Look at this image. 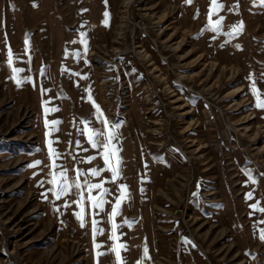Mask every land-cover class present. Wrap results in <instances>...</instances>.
<instances>
[{"label":"rangeland","instance_id":"rangeland-1","mask_svg":"<svg viewBox=\"0 0 264 264\" xmlns=\"http://www.w3.org/2000/svg\"><path fill=\"white\" fill-rule=\"evenodd\" d=\"M218 3L212 31L210 0H0V264H118L114 243L122 264H264V3ZM89 130L114 133L115 182L90 175L106 165ZM64 170L83 187L56 200Z\"/></svg>","mask_w":264,"mask_h":264},{"label":"snow or ice","instance_id":"snow-or-ice-1","mask_svg":"<svg viewBox=\"0 0 264 264\" xmlns=\"http://www.w3.org/2000/svg\"><path fill=\"white\" fill-rule=\"evenodd\" d=\"M186 3L191 4L193 2V0H185ZM262 3H264V0H261ZM35 6V5H34ZM235 7V6H234ZM223 8V5L218 3V0H210V8H209V14H208V20L209 23L207 25L208 29L212 30V31H218L221 23H222V18L220 19H216L213 20L212 17L213 15H215L220 9ZM84 11H87V9H85ZM105 17L108 16V13L105 12L104 13ZM104 23H107V20L104 21ZM242 22L239 25L233 26V33L231 34H235L237 32H239L240 30H242ZM82 37L85 34H81ZM85 48V51H87V41L86 39H82L80 41ZM25 44H28V40H25ZM76 55H79L78 53ZM13 53L11 48L8 49V64L9 66L12 65L13 63ZM13 73H17L20 71H23V69H18V68H12ZM43 74V72L41 73ZM74 75H79V74H74ZM84 79H87V77H83ZM21 81H17V83L19 84ZM48 90L46 89H42V93H46ZM87 91H89V100H92V97L90 95V89H88ZM255 91V90H254ZM94 103V102H93ZM45 104H47V101L45 102ZM256 107L257 108H261L264 109V100H260L259 97H257V103H256ZM97 109V113L99 114V117H103V113L100 111L99 106H96ZM45 114L47 115L48 112L51 111H58V109L52 108L49 109L47 107H45L44 109ZM102 122L104 123L105 128H108L109 122L106 119H103ZM60 121H52L51 124L57 125L59 124ZM48 126V122L46 121V127ZM112 127H118V125H113ZM96 135H104V133H96L92 130H89V135H88V140L92 146V148H102L103 151L100 153V155L103 158L104 164L106 165L105 169H97V168H92L90 169V175L93 177H98L100 176L102 171H110L112 173V178H111V182H115L117 179L120 178V168L119 165L122 163V161L120 160L119 156H118V149H116L113 145H112V140L114 139V133L109 131L107 133V136L105 138L104 141H98L96 140L94 137ZM52 142H49V155L50 157H58L60 155V153H57L56 150L54 148H52L51 146ZM77 147H79V145H77ZM113 158H115V163H113ZM95 159V157H89L88 158V162H91V160ZM41 162L40 161H36L34 165H32L33 167L38 166ZM77 173V178H79V176L84 175V173H82L79 169L75 170ZM67 170H64L58 174H53V179L52 181H50V183H52L54 185L53 189L51 190L55 199L59 200L64 196H67L70 194V190L71 188L74 186L76 189H81L83 187V185L78 182H74L73 184H69L67 181ZM57 175L59 177L62 178V182L57 180ZM43 183V182H41ZM84 185H86L87 187V191H88V197L87 199L91 202V206L93 209H97L99 211H103L104 205L106 203V201L103 199V195L105 193L108 192V189L103 188V183H90L88 180L84 181ZM120 189V196L116 198V202L115 204H113L112 206V210L111 213L109 214V219L113 221L112 223V232L110 235V239L112 241H118L120 239V237L117 235V228L119 227L115 222H114V218L119 214V209L121 206L122 201L127 197V185L125 184H120L119 186ZM93 189H102L101 194L99 196H92L91 195V191ZM45 198H47V194L45 193ZM247 198L251 199L252 198V193L249 192L247 193ZM72 203L77 204L80 207V211L74 213V215H76L77 219L80 222V226L81 227H85V220H84V215H83V206H84V194L83 192L80 193V199L73 201ZM65 207H70V205L66 202ZM251 208L253 209H257L261 212H264V208H258L257 204H252L250 205ZM57 211H59V209H56ZM98 214V213H96ZM264 222V221H262ZM99 221L96 219H92L91 224H92V232H93V236H97V235H102L103 234V229L99 228ZM125 223H129L128 221H125ZM260 239L264 240V229L261 230V235H260ZM102 245L100 244H95L94 243V248L99 249L101 248ZM126 246L123 244H116L114 243L113 247H111L109 249V251L114 252L116 255V260L118 262V264H122V258L120 255V249L125 248ZM106 253L104 252H100L97 251L96 255L97 257L99 256H103ZM145 255H147V249H145ZM98 264V261H97ZM139 264V262H138Z\"/></svg>","mask_w":264,"mask_h":264}]
</instances>
